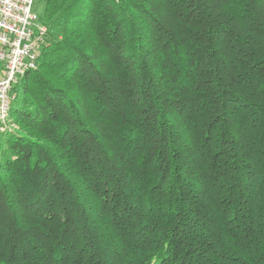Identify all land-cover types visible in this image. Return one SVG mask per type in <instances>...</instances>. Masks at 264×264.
I'll list each match as a JSON object with an SVG mask.
<instances>
[{
    "label": "trees",
    "instance_id": "1",
    "mask_svg": "<svg viewBox=\"0 0 264 264\" xmlns=\"http://www.w3.org/2000/svg\"><path fill=\"white\" fill-rule=\"evenodd\" d=\"M38 3L0 264H264V0Z\"/></svg>",
    "mask_w": 264,
    "mask_h": 264
},
{
    "label": "built area",
    "instance_id": "2",
    "mask_svg": "<svg viewBox=\"0 0 264 264\" xmlns=\"http://www.w3.org/2000/svg\"><path fill=\"white\" fill-rule=\"evenodd\" d=\"M34 0H0V128L19 65H38L47 28L33 10Z\"/></svg>",
    "mask_w": 264,
    "mask_h": 264
},
{
    "label": "bare ground",
    "instance_id": "3",
    "mask_svg": "<svg viewBox=\"0 0 264 264\" xmlns=\"http://www.w3.org/2000/svg\"><path fill=\"white\" fill-rule=\"evenodd\" d=\"M37 68V66H31V65H19L16 69L15 76L12 79V82L10 83V90L11 91V98H9V102L7 103V106L4 107L3 111V124L5 125L6 121L8 120V113L11 107L12 101L15 99V93H14V87L16 84L30 71H33Z\"/></svg>",
    "mask_w": 264,
    "mask_h": 264
},
{
    "label": "rangeland",
    "instance_id": "4",
    "mask_svg": "<svg viewBox=\"0 0 264 264\" xmlns=\"http://www.w3.org/2000/svg\"><path fill=\"white\" fill-rule=\"evenodd\" d=\"M42 9V4L38 3L36 6H34L33 10L37 13L40 14V11ZM20 82V81H19ZM18 82V83H19ZM5 128L2 129V132H15L18 129V125L14 123L11 119H8L5 123Z\"/></svg>",
    "mask_w": 264,
    "mask_h": 264
}]
</instances>
